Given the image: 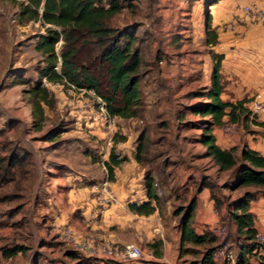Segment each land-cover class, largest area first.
<instances>
[{
	"label": "rangeland",
	"instance_id": "obj_1",
	"mask_svg": "<svg viewBox=\"0 0 264 264\" xmlns=\"http://www.w3.org/2000/svg\"><path fill=\"white\" fill-rule=\"evenodd\" d=\"M24 1L0 0V158L6 160L13 150L16 160L9 167L10 179L0 183V247L16 244L25 247V252L8 264L18 261L19 264H99V260L78 252L72 254L63 245L59 231L69 226L81 236L87 217L94 222L98 219L103 207L98 205L97 198L104 188H110L105 162L112 147L119 157L126 158L116 167L120 171L145 168L144 174L150 171L155 176L157 188L169 194L168 200H159L158 206L169 203L172 212L189 201L200 178L216 184L215 192L226 200L244 191L228 189L232 182L230 173L218 172L202 155L204 148L197 141L200 129L180 124L177 119L179 114L186 121L199 119L187 108L203 100L197 94L208 86L212 50L205 45V9L196 20L190 15L193 0H167L160 12L156 0L151 2V11L147 8L148 0H133L134 12L124 9L113 24L135 25L134 45L142 55L138 84L141 103L137 116L108 118L99 109V96L42 79V85L54 96V105L51 109L44 107V126L35 131L26 90L38 80L37 69L43 66V57L34 45L44 27L40 21L27 20L26 14H21ZM219 1L224 0L208 7L215 8ZM167 4L174 6L168 8ZM174 38L181 39L184 47L175 45ZM94 73L105 92L106 74L102 70ZM248 99L251 102L253 97ZM247 117L243 125L238 124V132L226 135L239 139L238 146L248 138L254 142L264 139V127L251 121L257 115L250 112ZM54 127L60 133L53 139L47 138L46 132ZM142 133L145 150L137 163L134 154ZM121 138L125 141L114 142ZM173 168H184L190 175L180 184ZM167 170L172 172L170 176ZM172 212L177 222L178 217ZM68 218L78 220L82 228H77ZM222 222L229 236L237 239L231 223L226 219ZM192 248L193 251L179 259V264H199L201 247Z\"/></svg>",
	"mask_w": 264,
	"mask_h": 264
},
{
	"label": "trees",
	"instance_id": "obj_2",
	"mask_svg": "<svg viewBox=\"0 0 264 264\" xmlns=\"http://www.w3.org/2000/svg\"><path fill=\"white\" fill-rule=\"evenodd\" d=\"M133 0H25L21 3V14H26L27 20L40 21L44 32L37 36L34 49L41 54L43 66L37 69L38 80L26 90L30 105V117L35 131L42 130L46 119L44 107L51 109L54 96L48 88L42 85V79L53 84H59L75 90L92 91L104 102L110 117L123 119L137 116V108L141 103L139 69L142 55L138 46L134 45L136 38L132 28L134 24L117 26L113 24L116 16L124 9L133 11ZM154 0H148L152 4ZM194 1V0H193ZM217 0H205L206 22L204 24L205 45L214 46L217 43L215 29L210 27L208 6ZM156 2V1H155ZM157 3V2H156ZM59 44V50L57 45ZM211 70L208 86L197 94L202 101L188 106L190 114L197 116L196 121L184 120V115H177L180 124L191 125L200 129L197 141L204 148L202 155L208 158L218 172H229L232 192L244 191L231 200L219 196L215 190L217 185L200 178L192 197L181 207L173 210L177 216L179 229L178 258L193 251V246L201 247L199 264H215L211 253L216 247V239L204 225L200 232L193 225V215L196 207V195L204 188L210 193L214 210L220 221L228 220L237 239L246 242L241 249L237 264H264V246H258L254 239L257 233L254 228L255 216L250 211V203L258 197H264V155L251 149L247 144L228 148L220 147L216 142L214 129L225 123L242 124L250 113L243 98L235 102L224 101L221 98L222 85L220 68L223 55L209 52ZM157 59V58H156ZM95 70H102L107 76L106 91L102 92ZM26 84V80H23ZM183 120V121H182ZM255 125L264 127V122L251 118ZM60 133L59 128H51L46 132L49 139ZM124 142L125 138L114 142ZM15 150V149H14ZM145 150V137H138L134 160L141 162ZM126 160L114 152V147L105 162L107 179L113 180L114 169ZM6 161L5 163H2ZM16 163L15 153L9 151L6 160L0 158V183L10 179L11 167ZM8 175V176H7ZM225 184L224 187H226ZM143 187L147 200L142 203L131 202L129 210L139 216L153 214L158 205L157 187L150 171H146ZM259 193H261L259 195ZM154 203V204H153ZM160 240L146 244L159 254L157 247ZM3 256L11 257L18 252H25L22 245L4 247ZM72 254L75 251H72ZM256 258H255V256ZM36 259V258H35ZM102 264H114L108 261Z\"/></svg>",
	"mask_w": 264,
	"mask_h": 264
},
{
	"label": "crops",
	"instance_id": "obj_3",
	"mask_svg": "<svg viewBox=\"0 0 264 264\" xmlns=\"http://www.w3.org/2000/svg\"><path fill=\"white\" fill-rule=\"evenodd\" d=\"M166 1L156 0V8L159 12L162 11L160 8L165 6ZM203 1H193L190 10L192 18L195 17L196 20H199L200 13L202 14L204 9L206 10ZM173 4H167L168 8L176 5ZM250 4H255L264 10V0H224L219 1L215 8H208L210 27L215 29L217 34L216 45L209 49L223 55L220 68L221 98L228 102L254 98L256 95L259 99H264V90L261 84L264 76V27L253 23L243 12V6ZM147 8L151 11L150 4H147ZM172 11L174 10L172 9ZM171 21L173 22V20ZM176 29L177 27L174 26V30ZM173 42L181 48L184 47L181 39L174 38ZM182 51L189 55L188 51ZM246 104L249 107L250 101ZM256 121L264 122V113L257 114ZM213 132L220 147L228 148L239 145L240 140L236 137L223 136L217 128ZM243 144H247L251 149L264 155V139H257L254 142L248 138ZM134 164V166L137 165L136 162ZM173 169L176 181H179L180 184L186 176L190 175L189 172L186 173L184 168ZM114 170L110 188L115 196V202L104 206L95 222L93 219L90 221L87 217L88 221L83 228L78 220L73 219L72 221L69 218L68 220L74 222L77 228H82L81 237L84 235L82 238L90 239L94 243L110 241L118 244L132 243L139 246L147 255L136 264H179L178 243L180 233L176 219L171 215V205L165 202L163 207L158 206L156 211L147 217L132 213L128 208L129 203H142L147 200L143 187L145 168H123L122 171L120 168H115ZM169 171L171 170L169 169ZM169 171L167 170V173L170 176L172 172ZM153 178L156 183L157 179L155 176ZM192 187L193 184L189 186L190 192ZM157 195L159 200H165L169 196L168 192L163 194L159 188H157ZM250 211L255 216L254 228L257 232L264 233V197L260 196L252 201ZM218 219L210 199L209 190L204 188L196 195L193 225L196 227V231L200 232L204 225L211 224ZM155 240L161 241V245L157 247L159 254L153 253V249L146 246ZM2 252L3 249L0 247V264H8L15 258L17 259V255L22 254L18 252L11 257H4ZM42 258L45 259V257ZM19 263L20 261L17 262V264ZM99 264L102 263L99 261Z\"/></svg>",
	"mask_w": 264,
	"mask_h": 264
},
{
	"label": "built area",
	"instance_id": "obj_4",
	"mask_svg": "<svg viewBox=\"0 0 264 264\" xmlns=\"http://www.w3.org/2000/svg\"><path fill=\"white\" fill-rule=\"evenodd\" d=\"M243 12L250 18L253 23L264 27V10L255 4L243 6ZM262 89L264 90V76L261 80ZM85 90V89H80ZM91 92L90 90H85ZM99 109L105 113V116L110 117L105 109L104 102L100 100ZM249 110L251 114L264 113V99H259L256 95L250 102ZM217 130L221 135H230L239 131L238 123H225ZM108 181V180H107ZM106 181L105 185L108 184ZM115 196L112 190L104 188L97 198L99 206H108L115 202ZM208 230L216 239V247L211 253V259L215 264H237L241 249L246 242L241 239H232L226 229L225 224L219 219L211 224H208ZM60 239L63 245L72 251L78 252L86 258L99 260L100 262L108 261L114 264H136L144 259L147 253L139 246L126 243L118 244L110 241H102L99 244L94 243L90 239L82 238L69 226H63L59 231ZM258 246H264V233L257 232L254 239ZM169 264V263H164Z\"/></svg>",
	"mask_w": 264,
	"mask_h": 264
}]
</instances>
